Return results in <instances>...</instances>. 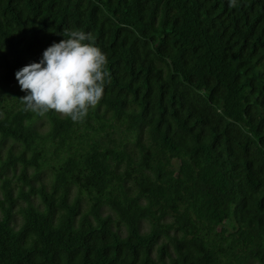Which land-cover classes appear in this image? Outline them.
Returning <instances> with one entry per match:
<instances>
[{"label":"trees","instance_id":"16d2710c","mask_svg":"<svg viewBox=\"0 0 264 264\" xmlns=\"http://www.w3.org/2000/svg\"><path fill=\"white\" fill-rule=\"evenodd\" d=\"M69 30L80 122L15 77ZM0 48V264H264V0H0Z\"/></svg>","mask_w":264,"mask_h":264},{"label":"clouds","instance_id":"9594fccd","mask_svg":"<svg viewBox=\"0 0 264 264\" xmlns=\"http://www.w3.org/2000/svg\"><path fill=\"white\" fill-rule=\"evenodd\" d=\"M62 36L64 39L48 46L38 61L15 72L21 91L26 93L19 99L25 111L39 116L55 111L80 122L104 97L110 80L108 57L90 32L69 30Z\"/></svg>","mask_w":264,"mask_h":264}]
</instances>
